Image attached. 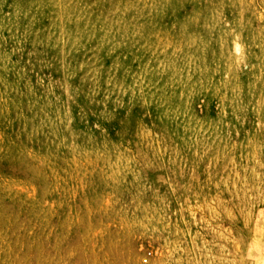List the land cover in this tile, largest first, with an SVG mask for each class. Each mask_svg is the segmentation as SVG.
I'll return each mask as SVG.
<instances>
[{
	"label": "rangeland",
	"instance_id": "obj_1",
	"mask_svg": "<svg viewBox=\"0 0 264 264\" xmlns=\"http://www.w3.org/2000/svg\"><path fill=\"white\" fill-rule=\"evenodd\" d=\"M0 264H264V0H0Z\"/></svg>",
	"mask_w": 264,
	"mask_h": 264
}]
</instances>
